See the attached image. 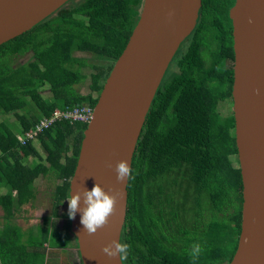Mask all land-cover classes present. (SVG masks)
Returning a JSON list of instances; mask_svg holds the SVG:
<instances>
[{"label": "trees", "instance_id": "trees-1", "mask_svg": "<svg viewBox=\"0 0 264 264\" xmlns=\"http://www.w3.org/2000/svg\"><path fill=\"white\" fill-rule=\"evenodd\" d=\"M142 1L68 0L0 44V264H32L35 259L43 264L45 244L67 243L69 234L75 239L69 218L60 227L57 220L68 208L69 180L86 122L61 120L44 129L37 137L42 154L33 141L21 143L17 133L54 108L94 106ZM232 3L201 0L197 40L211 22L227 17ZM204 53L194 41L180 60L185 67L179 72L178 47L146 113L126 185L119 240L129 250L123 264H227L234 253L241 219L240 169L231 158L237 150L228 121L216 110L219 88L206 83L217 81L219 74L214 65L202 67L198 59ZM79 55L83 65L76 68ZM87 61L89 90L84 92L76 83ZM44 88L50 99L41 93ZM4 115H13L15 131ZM42 180L50 192L49 208L36 223V250L30 252L15 219ZM194 245L200 247L196 257L190 255Z\"/></svg>", "mask_w": 264, "mask_h": 264}, {"label": "water", "instance_id": "water-1", "mask_svg": "<svg viewBox=\"0 0 264 264\" xmlns=\"http://www.w3.org/2000/svg\"><path fill=\"white\" fill-rule=\"evenodd\" d=\"M66 1L0 0V44L30 29ZM200 4L201 0H143L139 17L102 84L83 130L68 199L99 182L117 200L109 222L95 234L84 230L80 211L69 219L82 264H123L102 252L104 245L119 240L126 210L128 178L118 181L114 167L122 159L131 165L152 98L179 44L194 27ZM229 17L242 203L240 231L227 264H264V0H234Z\"/></svg>", "mask_w": 264, "mask_h": 264}, {"label": "flooded vegetation", "instance_id": "flooded-vegetation-1", "mask_svg": "<svg viewBox=\"0 0 264 264\" xmlns=\"http://www.w3.org/2000/svg\"><path fill=\"white\" fill-rule=\"evenodd\" d=\"M229 8L227 10V17L225 14H223L220 19L211 22L210 26L207 27L208 29L204 30L205 36H201V38H199L198 40L194 34V27L196 26L195 22V25L190 31V33L179 44V72H181L183 70V67H185L180 63V60L183 59L185 52L190 50L194 46V41H197L200 46H203L205 51V53L203 54L204 57L202 59H198L199 61H202V67L210 68L211 65H214L217 68L219 74V78L217 79V81L207 79L206 83L209 86H218L219 94L216 103V110L221 119L228 121V134L234 137V118L232 105L233 101L231 95V88L233 82L234 53L232 21L229 17ZM216 54L218 55V59L215 58ZM230 73L232 74L231 81ZM231 118H233V125H231L230 123ZM231 158L233 163L238 165L237 153L233 154Z\"/></svg>", "mask_w": 264, "mask_h": 264}, {"label": "clouds", "instance_id": "clouds-1", "mask_svg": "<svg viewBox=\"0 0 264 264\" xmlns=\"http://www.w3.org/2000/svg\"><path fill=\"white\" fill-rule=\"evenodd\" d=\"M112 168L111 162L107 164ZM118 181H124L132 174L126 160H119L114 167ZM83 196V206H81V197ZM68 200V216L74 219L77 211L81 212L80 222L84 230L89 234H95L98 229L104 227L109 222V217L115 212L117 195L105 191L97 182L91 190L84 189L83 192L77 191ZM129 245L120 240H112L102 247V252L110 258L118 257L120 261L126 260ZM199 245H194L190 255L196 257L199 255Z\"/></svg>", "mask_w": 264, "mask_h": 264}, {"label": "rangeland", "instance_id": "rangeland-1", "mask_svg": "<svg viewBox=\"0 0 264 264\" xmlns=\"http://www.w3.org/2000/svg\"><path fill=\"white\" fill-rule=\"evenodd\" d=\"M26 59V56H22L19 58L20 61H24ZM74 66L76 68H80V66L83 65L82 63V57L79 55L77 59L74 61ZM90 73V65L89 61L86 62V65L82 67L81 69V76L78 82L76 83L77 88L80 90L86 92L89 90L88 85V77ZM41 93L48 99H50V92L47 88H44L41 90ZM7 117V120H6ZM6 123L8 124L9 128L12 131L16 130L17 122L13 115H4V118ZM36 148L40 151L42 154L43 151L40 149V140L37 138L35 141ZM46 181L42 180L41 183H39V187L37 191L32 196V203H25L20 208L16 215L15 221L20 225L21 227V238L22 241L27 243V245H31V248L34 247V243L36 242V239L39 235L38 225L36 223H39L41 221V216L45 215L49 208V201H50V192L47 189ZM0 192H4L3 188H0ZM59 211H62V207L59 208ZM60 218L57 220V225L59 226L62 224V222L68 220V208H66ZM24 218V219H23ZM10 222V221H9ZM30 226V227H29ZM191 238V236L187 235V239ZM45 259V258H44ZM30 264V263H29ZM32 264H40L39 259H35Z\"/></svg>", "mask_w": 264, "mask_h": 264}, {"label": "built area", "instance_id": "built-area-1", "mask_svg": "<svg viewBox=\"0 0 264 264\" xmlns=\"http://www.w3.org/2000/svg\"><path fill=\"white\" fill-rule=\"evenodd\" d=\"M92 109L89 104L75 105L73 107H66L63 109L54 108L49 115L41 117L33 127L17 133V139L23 143L24 141H35L44 129L50 127L54 122L61 120H69L71 122H88Z\"/></svg>", "mask_w": 264, "mask_h": 264}, {"label": "crops", "instance_id": "crops-1", "mask_svg": "<svg viewBox=\"0 0 264 264\" xmlns=\"http://www.w3.org/2000/svg\"><path fill=\"white\" fill-rule=\"evenodd\" d=\"M64 221L62 222V224ZM62 224L59 225L62 226ZM62 241V240H60ZM67 243L59 242L51 246L45 244V259L43 264H82L77 248L76 240L69 234ZM36 248L30 247V252Z\"/></svg>", "mask_w": 264, "mask_h": 264}]
</instances>
